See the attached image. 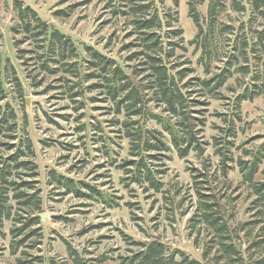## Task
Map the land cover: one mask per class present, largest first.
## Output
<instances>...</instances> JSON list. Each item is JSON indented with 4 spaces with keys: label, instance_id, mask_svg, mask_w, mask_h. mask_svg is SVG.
I'll return each mask as SVG.
<instances>
[{
    "label": "rangeland",
    "instance_id": "obj_1",
    "mask_svg": "<svg viewBox=\"0 0 264 264\" xmlns=\"http://www.w3.org/2000/svg\"><path fill=\"white\" fill-rule=\"evenodd\" d=\"M15 1L0 0V80L5 95L0 103H8L15 110L18 140L26 136L32 143V160L37 166L35 187L41 197V208L36 215L41 216V222L35 226L39 234L31 237L39 241L36 247L21 246L12 254L9 247L11 221H4L6 236L0 238V264H21L18 259L35 256L42 258L43 263L34 261V264H72L68 246L90 264H118L121 255L136 249L128 241L154 239L205 264H233L226 258H215L221 251L215 243L213 246V242H206L212 237L211 229L193 219L198 200L192 174L198 170L208 178V183L201 185L210 189L203 191H212L225 211L233 242L242 257L235 264H256L255 261L264 264V241L255 244L263 237L260 224L247 226V230L240 228L242 223L255 219L253 208H249L254 199L252 189L243 182L236 162H230L234 169H228L226 176L223 175L212 145V137L218 136V127L224 125L217 114H230L233 97L254 81L251 73L263 72L264 52L258 48L257 36L264 27V5L256 9L252 0H193L201 23L207 29L205 42L210 50V73L218 72L233 53L237 58H232L235 60L232 69L244 63L250 66L251 72L246 75L235 72L220 89V98L199 96L209 103L201 106L206 109L203 112L205 126L199 134L206 143L204 153L198 156L190 151L185 158H179L176 151L169 152L170 159H164L160 167L166 171L161 175L164 190L154 192L144 186L127 185L123 180L124 172L118 165L130 158L129 143L119 125H112V120L118 116L111 110L110 100L102 102L100 98L105 97L104 94L87 88L93 81L82 82L84 94L73 102L63 93L65 82L58 81L64 74L45 72L37 59L26 60L30 56L27 52L23 53V59L18 58V48L28 50L34 46L31 42L15 44V40L22 37L12 32L18 20ZM18 1L34 9L50 28L71 38L82 60L83 71H92L85 69L87 46L114 59L127 73L137 66L139 60L129 58L140 49L134 46L137 34L133 32L130 17L115 15L109 0ZM154 1L164 21L159 31L163 37L171 35L170 29L182 31L179 41L184 48H176L171 64L177 69H193L183 82L193 76L205 77L200 59L203 34L198 33L190 16L192 0H177V4L174 0ZM211 2L214 4L212 13L209 12ZM169 21L171 26L167 27ZM245 40L249 45L246 48L243 47ZM243 48L248 62L241 53ZM14 73L21 84V96L13 80ZM196 95L193 93L192 97H198ZM148 106L154 112L161 110L153 102ZM239 111L241 120L235 121L237 137L234 139L238 148L232 151L234 159L239 156L247 159L245 150H254L264 142V95L242 102ZM148 126L160 128L151 121ZM50 171L92 184L112 195L118 204L109 207L98 200L78 198L73 193L61 194L63 189L57 188ZM263 178L264 159L255 175V179ZM206 245H211V250L205 255Z\"/></svg>",
    "mask_w": 264,
    "mask_h": 264
},
{
    "label": "trees",
    "instance_id": "obj_2",
    "mask_svg": "<svg viewBox=\"0 0 264 264\" xmlns=\"http://www.w3.org/2000/svg\"><path fill=\"white\" fill-rule=\"evenodd\" d=\"M109 2L113 6L112 12L115 15L130 17L133 32L137 34L134 46L140 49L132 53L129 58H137L139 61L129 73L114 59L89 46L85 47L88 59L84 62L85 69L92 71H83L82 60L79 59L78 50L71 38L57 29L50 28L34 9L18 0L15 1L18 20L12 27V32L22 34V37L15 40V44L31 42L34 49L18 48L17 56L23 59V53L27 52L30 56L26 60L37 59L40 68L45 72L52 75L58 72L64 74L62 75L64 77H58V81L65 82L63 93L73 102H77L75 98H81L84 94L82 82L93 81L87 85V88L98 90L101 95L104 94L105 97L100 98L102 102L110 100L111 110L118 116V119L112 120V125H119L122 135L129 143L130 158L118 165L124 172L123 180L127 185L136 184L160 192L164 190L161 175L166 172L160 167L164 159H170L169 152L176 151L179 158H185L190 151H195L198 156L204 153L203 145L206 143L201 140L199 134L205 126L206 119L203 112L206 109L201 106H207L209 103L199 99V96L205 98L210 95L213 98H220V89L235 72L246 75L251 72V68L243 63L232 69V64L235 62L232 58H237L233 53L218 72L210 73V50L207 49L205 42L207 29L202 25L195 2L192 0L189 2V12L198 33L203 34L200 59L206 76H193L183 82L188 72L193 69L185 67L177 69L176 65L171 64L176 48H184L179 41L182 39L181 29H170L171 35L167 34L163 37L159 31L164 27L162 23L164 21L159 15L154 0H109ZM174 3L177 4V0H174ZM235 5L242 10L237 3ZM263 5L264 0H252V6L256 9ZM213 7L214 4L211 2L210 13ZM166 26L170 27L171 22L166 23ZM164 38L167 41H164ZM192 42L194 41H190ZM257 44L264 52V27L258 32ZM248 46L247 41L243 43L244 48ZM244 48L241 53H244V59L248 62ZM251 77L254 81L245 85L231 100L230 114H217L224 125L218 127L220 133L212 137V145L215 148L214 153L219 157L223 175L226 176L228 169H234L230 162H236L243 182L252 189L254 199L251 202L252 207L249 208H253L255 219L242 223L240 228L247 230V226L260 224L263 237L255 243L259 244L264 241V178L258 180L255 179V175L264 159V142L254 150H245L247 159L242 156L234 159L232 151L238 148L234 141L237 137L235 121L241 120L239 111L241 103L264 95V69L260 74L251 73ZM13 80L21 96V84L15 73ZM192 87L197 89H191ZM193 93H197L198 97H192ZM4 98L0 80V101ZM150 102L155 103V106L161 110L154 112L148 106ZM149 121L160 128L148 126ZM17 129L14 108L8 103L2 105L0 103V238L6 236L3 230L4 221H11L9 247L12 254H15L21 246L36 247L39 241L31 237L39 234L35 226L41 222V216L36 215L41 208V197L35 187L34 177L37 175V166L32 160L34 150L28 137L24 136L18 140ZM106 153L109 154L107 148ZM50 176L57 188L63 189L61 194L73 193L78 198L98 200L109 207L118 204L112 195L92 184L75 181L55 171H50ZM199 177L204 179L199 180ZM192 178L198 200L194 213L196 217L194 216L193 219L211 229L212 237L210 236L211 239L206 242H213V246L215 243L217 250L221 251L215 255V258H226L228 262L235 264L242 257L233 242L222 204L212 191L208 193L203 191L210 189L201 185L208 183L205 173L198 170L197 173L192 174ZM128 244L136 246V249H129L128 254L121 255L118 264H205L191 258L182 250L172 249L158 239L147 242L128 241ZM210 247L211 245H206L203 254H208ZM67 250L72 264H90L71 247L68 246ZM22 252L26 254L25 251ZM18 260L21 264H34V261L43 263V259L37 256ZM262 262L255 261L256 264Z\"/></svg>",
    "mask_w": 264,
    "mask_h": 264
}]
</instances>
